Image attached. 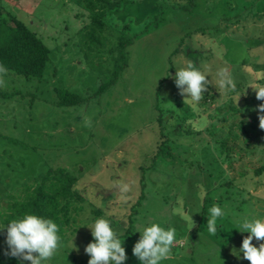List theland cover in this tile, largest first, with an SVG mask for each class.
Listing matches in <instances>:
<instances>
[{"label": "rangeland", "instance_id": "1", "mask_svg": "<svg viewBox=\"0 0 264 264\" xmlns=\"http://www.w3.org/2000/svg\"><path fill=\"white\" fill-rule=\"evenodd\" d=\"M76 1L0 0L2 13L23 22L50 50L41 80L0 76V88L20 91L0 99V212L18 185L49 168H65L77 179L83 212L49 264H87L83 249L92 238L81 225L97 217L109 219L123 239V264H139L131 253L139 236L134 231L153 222L174 227L179 241L160 264H248L231 249L247 235L239 232L240 221L264 217V129L258 120L264 110L248 85H264V0H195L192 7L189 0H124L104 14L108 41L87 60L78 30L90 19L79 6L84 0ZM120 35L131 40L126 66L96 95L117 71L118 53L109 47ZM210 41L220 58L207 47ZM185 58L207 68L213 80L227 66L235 91L209 83L196 114L173 83ZM55 89L86 101L55 106ZM165 140L163 151L171 156H155ZM118 182L128 191L121 193ZM213 204L225 213L214 236L205 225ZM177 208L191 214L187 231ZM126 229L131 235L124 239Z\"/></svg>", "mask_w": 264, "mask_h": 264}, {"label": "clouds", "instance_id": "2", "mask_svg": "<svg viewBox=\"0 0 264 264\" xmlns=\"http://www.w3.org/2000/svg\"><path fill=\"white\" fill-rule=\"evenodd\" d=\"M207 47L213 50L217 58L222 56L218 46L211 41ZM206 77L209 78L208 69L201 70L200 66L194 67L192 60L187 58L182 66L175 68L173 76V83L178 94L183 97V104L190 106L198 115L200 114L199 102L202 100L203 93L207 91L209 83L215 89L225 92H234L236 89V83L227 66L216 70L214 80ZM248 85L254 90L255 98L261 101L257 108L264 110V85L254 86L251 83ZM239 95L237 94L235 103ZM258 120L259 127L264 129V115H260ZM200 122L207 123L206 117L200 115ZM117 187L121 193L128 191L126 183L118 182ZM101 205L102 201H98L97 206ZM208 212L205 225L208 234L214 236L218 229L217 219L222 218L225 213L216 204H213ZM174 214L181 216L186 231L193 227L194 221L187 211L177 208ZM81 226L90 230L92 238L83 249L88 256L87 264H123L127 258L122 245L123 239L113 230L109 219L97 217ZM239 229L240 233L246 232L247 235L242 236L238 248L231 249V255L248 261V264H264V217L242 220L239 222ZM0 230L5 232L3 243L6 245V248L0 251L5 256L18 257L21 264L23 261H27L28 264H49L51 258L63 246L58 235L57 223L37 214L24 213L8 221L6 228L5 223L0 224ZM134 232L139 233V236L131 247V253L139 264H160L162 260L170 256L173 244L179 242L176 239L177 234L174 227L165 228L155 222L141 225ZM254 239L258 242L255 245ZM71 244V249H74L72 239Z\"/></svg>", "mask_w": 264, "mask_h": 264}, {"label": "trees", "instance_id": "3", "mask_svg": "<svg viewBox=\"0 0 264 264\" xmlns=\"http://www.w3.org/2000/svg\"><path fill=\"white\" fill-rule=\"evenodd\" d=\"M123 1L84 0L83 4L79 5L89 14L90 19L88 24L78 30L79 48L83 52L85 60L101 54L98 50L105 46L108 41L103 35L106 25L102 22V18L106 12L117 7ZM194 2L195 0H189V7H192ZM0 10V76H6L3 74L9 73L18 80L25 82L41 80L50 50L23 22L9 14L4 15V12L2 13L4 10ZM121 36L116 38L117 44L115 46L109 47V52L113 53L115 50L118 53L113 62L117 71L112 73L109 81L100 85L96 95L112 86L116 82L119 72L126 66L125 49L131 40ZM19 94L20 91L17 89H9L8 91V89L0 88L1 100H11ZM54 96L56 99L54 105L58 107H74L86 101L68 90L55 89ZM157 121L161 122L160 116H158ZM159 147L155 156L161 153L171 156L167 149L163 151L166 147V140ZM76 181L74 174L65 168H49L38 173L33 177L31 183L23 182L18 185L15 193L9 194L8 199L11 202L8 203L4 212H0V224L5 223L6 228L8 221L18 218L24 213L37 214L56 222L59 227L58 235L61 242H65L67 230L71 224H75V216L83 212L84 198L78 190L74 189ZM142 199L143 196L141 195L137 200L136 207L139 206ZM94 213L97 212L94 211ZM126 233L121 237L124 239L127 236L130 237L131 233L128 229H126ZM4 235V230H1L0 250L6 248L3 243ZM0 264H21V262L18 257H8L0 251Z\"/></svg>", "mask_w": 264, "mask_h": 264}]
</instances>
